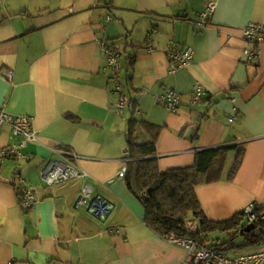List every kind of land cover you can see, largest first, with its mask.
Segmentation results:
<instances>
[{
  "label": "crops",
  "instance_id": "0c3cea01",
  "mask_svg": "<svg viewBox=\"0 0 264 264\" xmlns=\"http://www.w3.org/2000/svg\"><path fill=\"white\" fill-rule=\"evenodd\" d=\"M211 1L215 10L197 28L192 23ZM251 22L264 26V0H0V109L32 117L37 136L20 149L23 158L0 166V264H195L144 223L139 200L118 176L131 119L160 127V170L191 166L200 149L232 146L233 159L243 149L232 180L225 169L195 191L213 221L251 203L264 213V43L256 49L243 40ZM152 30L150 53L145 38ZM103 41L120 46L118 81L130 101L122 110ZM170 41L193 51L174 73L165 53ZM247 48L257 50L256 60L246 59ZM197 84L204 100L192 105ZM166 89L179 94L176 113L156 102ZM137 133L140 144L151 140L144 127ZM23 138L0 126V148ZM63 159L86 172L94 193L113 206L106 221L74 208L80 178L42 184L47 162ZM14 175L36 191L28 211L18 202ZM114 228L119 232L109 233Z\"/></svg>",
  "mask_w": 264,
  "mask_h": 264
},
{
  "label": "trees",
  "instance_id": "16d2710c",
  "mask_svg": "<svg viewBox=\"0 0 264 264\" xmlns=\"http://www.w3.org/2000/svg\"><path fill=\"white\" fill-rule=\"evenodd\" d=\"M107 6L112 5L107 3ZM197 21L198 17L192 24L199 28L196 25ZM203 28L200 27V29ZM175 43L180 48L189 47ZM153 46L154 50L152 52L155 51L154 43ZM167 47L168 45L165 48V53ZM129 56L132 60V55ZM166 57L173 64V68H175L174 63L168 58L167 54ZM120 70L116 74L109 72L112 75V79L117 81L122 87L118 81ZM129 104L130 101L128 99L126 107ZM128 121L126 134V145L128 147L127 153L123 157L126 172L123 179L127 189L139 200L144 210V223L155 234L162 238L169 234L186 237L192 239L197 246L214 248L218 251H224L227 255L264 250V213L260 207H255L256 218L251 222L255 225V228L240 236V230L249 223L247 218H245L246 214L244 211L236 213L233 217L226 220L213 221L206 215L195 191L198 185L213 183L221 179L226 153L235 149V147L200 149L195 152L194 163L191 166L160 170L155 158V142L160 127L143 120L131 119ZM138 126H142L150 132L151 140L149 142L141 144L138 142ZM198 131V128L193 130L192 139L197 137ZM243 156V149L236 152L232 166L227 174V180L234 178L241 166ZM245 220L246 222L243 224ZM193 226L194 229H192ZM221 234H224L229 239L220 240L219 235ZM237 237H243V242L237 246L249 249L248 251L232 253L225 248L227 243L233 242Z\"/></svg>",
  "mask_w": 264,
  "mask_h": 264
},
{
  "label": "built area",
  "instance_id": "2783aa9c",
  "mask_svg": "<svg viewBox=\"0 0 264 264\" xmlns=\"http://www.w3.org/2000/svg\"><path fill=\"white\" fill-rule=\"evenodd\" d=\"M215 3L209 2L205 8L198 15V21L196 25L199 28H203L208 23L209 17L215 10ZM106 21H110L111 18H106ZM153 32L147 34L145 38V46L149 52L154 50L153 46ZM243 40L247 44H251L253 48L257 49V45L264 43V26L258 23H248L242 29ZM101 47L104 51V55L107 58L105 70H109L111 73L116 74L120 70L119 58H120V46L116 42L101 43ZM244 49L243 53L248 61L256 60L258 58V52L256 49ZM166 54L168 58L174 63L175 68L170 69L171 73H174L176 69L185 68L192 61V48L185 47L180 48L177 44L171 41L168 44ZM116 93L118 95L116 102V110L125 108L128 104V99L124 95L122 87L115 81ZM204 100V92L197 84L191 91V104L196 105ZM156 102L165 106L170 113H176L180 105L179 94L173 89H166L164 93L156 96ZM237 119V116L230 117L229 122H233ZM8 125L12 135L24 137L21 141L13 144L9 147L0 149V165L5 159L8 158H23L24 154L21 152V148L27 142H36L37 136L35 130L32 127V117L23 115H12L6 112L4 109H0V126ZM127 153V149L124 154ZM126 168L124 167L119 173L120 178L124 177ZM41 182L46 187H53L69 180L80 178L83 181L81 190L78 197L75 200L74 208L83 209L92 218L105 221L111 214L113 206L102 196L95 194L93 186L88 182L90 176L80 170L75 163L66 161L65 159L60 161H48L45 168L40 173ZM14 179H18V185L16 188L19 204L23 210L28 211L32 209L37 202L36 191L27 186L25 182L14 175ZM254 203H251L244 211L249 223L253 222L256 218ZM264 219V216H263ZM119 229H110L109 233H118ZM164 240L172 246L182 248L186 253L193 258L195 264H264V250L249 252L244 254L227 255L224 251H218L214 248L200 247L195 244L192 239L178 236L175 234H169L164 237ZM10 262L9 264H12Z\"/></svg>",
  "mask_w": 264,
  "mask_h": 264
},
{
  "label": "rangeland",
  "instance_id": "374dc122",
  "mask_svg": "<svg viewBox=\"0 0 264 264\" xmlns=\"http://www.w3.org/2000/svg\"><path fill=\"white\" fill-rule=\"evenodd\" d=\"M165 91V90H164ZM164 93V92H163ZM236 152V151H235ZM228 153L229 152H227L226 154V157H225V160H224V167H223V170H225V169H230L231 168V166H232V163H233V161H234V159H233V157L230 155V156H228ZM235 158V157H234ZM245 222H246V220L243 222V224H245ZM192 229H194V226L192 227ZM219 237H220V240H224V239H226V240H228L229 238L227 237V236H225L224 234L222 235H219ZM243 242V237H237V238H235L234 239V241L233 242H229V243H227L226 245H225V248L226 249H228L230 252H245V251H248L249 249H244V248H239L237 245H239V244H241ZM234 246H237V247H234ZM231 247V248H230ZM230 248V249H229ZM228 254H230V253H228ZM188 255V254H187ZM189 256V255H188ZM189 258H191L190 256H189Z\"/></svg>",
  "mask_w": 264,
  "mask_h": 264
},
{
  "label": "water",
  "instance_id": "95a60500",
  "mask_svg": "<svg viewBox=\"0 0 264 264\" xmlns=\"http://www.w3.org/2000/svg\"><path fill=\"white\" fill-rule=\"evenodd\" d=\"M255 228V225L253 223H248L247 225H245V227H243L240 232L239 235L242 236L244 233H248L250 232V230H253ZM210 264H214V263H210Z\"/></svg>",
  "mask_w": 264,
  "mask_h": 264
}]
</instances>
